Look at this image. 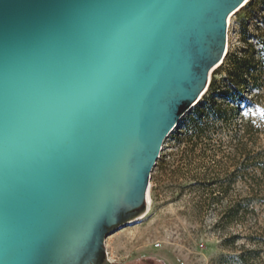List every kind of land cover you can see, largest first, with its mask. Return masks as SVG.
<instances>
[{"label":"water","instance_id":"water-1","mask_svg":"<svg viewBox=\"0 0 264 264\" xmlns=\"http://www.w3.org/2000/svg\"><path fill=\"white\" fill-rule=\"evenodd\" d=\"M245 0H0V264H85L141 211Z\"/></svg>","mask_w":264,"mask_h":264},{"label":"rangeland","instance_id":"rangeland-1","mask_svg":"<svg viewBox=\"0 0 264 264\" xmlns=\"http://www.w3.org/2000/svg\"><path fill=\"white\" fill-rule=\"evenodd\" d=\"M246 48L247 55L264 49V0H247L229 18L224 61L210 78V84L217 80L218 89L208 88L165 139L151 175L149 209L144 204L130 222L90 250L85 264H218L222 254L232 253L224 247L225 238L240 235L238 245L249 244L244 239L248 225L222 218L225 208L242 201L263 175L253 164L264 160V70L259 100L249 99L258 92L253 81L241 89L247 101L237 100L228 82V70ZM210 100L228 110L229 119L210 116L205 135L199 137L193 132L196 112ZM249 119L259 131L255 138L239 141L236 132ZM260 218L264 224V208Z\"/></svg>","mask_w":264,"mask_h":264},{"label":"trees","instance_id":"trees-1","mask_svg":"<svg viewBox=\"0 0 264 264\" xmlns=\"http://www.w3.org/2000/svg\"><path fill=\"white\" fill-rule=\"evenodd\" d=\"M246 40V37H244ZM246 45L250 46V51L252 45L245 42ZM248 48L243 50V55L235 57L234 66L228 70V82L229 88L234 90V95L239 101H247L244 92L241 91L242 87L247 85L249 81H253V87L258 90L255 94L250 95L251 101L259 100L261 94L259 92L260 84L259 79L261 73L264 70V49L261 51L252 50L250 53ZM217 80L213 79L209 86L210 91H216ZM223 113L225 115H223ZM210 116L222 117L223 119H229L228 110H222L221 106L217 104L215 100H210L205 106L200 107L196 112V121L193 126V132L201 137L204 136L208 125L210 122L208 118ZM207 119V120H206ZM242 131L236 132L237 137L240 139H253L258 133V129L254 127V123L249 119L242 126ZM246 145L243 144L242 150L245 151ZM258 164H253L256 168H260L262 171L261 176L256 177L257 181L253 182L250 186L247 196L241 200H238L232 206L225 208L223 213V219L229 224L233 225H248L249 234L244 238L247 240L249 248L246 244L238 245L239 241L243 239V236L235 235L230 238H225L224 247L231 250L232 253L222 254L218 259V264H263V254H264V224L261 222L260 213H262L264 208V160L257 162ZM239 172V171H238ZM245 174L242 173V177ZM255 181V180H254ZM228 191V190H227ZM226 190L225 193H228ZM249 219V220H248ZM253 222L252 225L247 223Z\"/></svg>","mask_w":264,"mask_h":264},{"label":"bare ground","instance_id":"bare-ground-1","mask_svg":"<svg viewBox=\"0 0 264 264\" xmlns=\"http://www.w3.org/2000/svg\"><path fill=\"white\" fill-rule=\"evenodd\" d=\"M243 6H244V4L239 8V9H237L235 12H237L238 10H240L241 8H243ZM232 14H234V12L232 13ZM232 14L229 16V18L232 16ZM229 18H228V20H229ZM226 48H227V46H226ZM225 53H226V51H225ZM224 57H225V55H224ZM224 61V59L222 60V62ZM222 62H220L221 64H222ZM220 63L216 66V67H214V69L212 70V73H213V71L220 65ZM212 73L210 74V78H211V75H212ZM207 91V90H206ZM205 91V92H206ZM205 92L203 93V95L201 96V98L199 99V101L198 102H200V100L202 99V97L205 95ZM198 102L196 103V104H198ZM195 104V105H196ZM150 203H152V200H151V197H150V195H149V188H148V192H147V194H146V200H145V204H147L148 205V209H149V206H150ZM145 206V205H144ZM144 206L142 207V208H140L141 210L144 208ZM129 222H130V220H129Z\"/></svg>","mask_w":264,"mask_h":264},{"label":"snow or ice","instance_id":"snow-or-ice-1","mask_svg":"<svg viewBox=\"0 0 264 264\" xmlns=\"http://www.w3.org/2000/svg\"><path fill=\"white\" fill-rule=\"evenodd\" d=\"M247 2V0H245V3Z\"/></svg>","mask_w":264,"mask_h":264},{"label":"built area","instance_id":"built-area-1","mask_svg":"<svg viewBox=\"0 0 264 264\" xmlns=\"http://www.w3.org/2000/svg\"><path fill=\"white\" fill-rule=\"evenodd\" d=\"M157 247H159V245H157Z\"/></svg>","mask_w":264,"mask_h":264}]
</instances>
